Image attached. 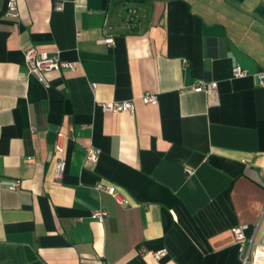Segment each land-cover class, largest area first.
<instances>
[{
	"label": "crops",
	"instance_id": "crops-1",
	"mask_svg": "<svg viewBox=\"0 0 264 264\" xmlns=\"http://www.w3.org/2000/svg\"><path fill=\"white\" fill-rule=\"evenodd\" d=\"M5 2L0 264H243L231 228L264 209V0H17L15 18ZM29 47L76 67L44 73L45 86L25 66ZM233 64L247 75L233 77ZM198 80L218 83L219 105L192 90ZM147 91L156 102H142ZM129 99L133 113L98 105ZM99 209L102 222L90 217ZM247 264H264V246Z\"/></svg>",
	"mask_w": 264,
	"mask_h": 264
},
{
	"label": "built area",
	"instance_id": "built-area-1",
	"mask_svg": "<svg viewBox=\"0 0 264 264\" xmlns=\"http://www.w3.org/2000/svg\"><path fill=\"white\" fill-rule=\"evenodd\" d=\"M54 9L57 11L63 10V3H55ZM6 17L15 18L18 16L17 0H6L5 11L3 13ZM1 15V12H0ZM125 27L127 29L135 28L140 23L139 13L136 8L128 7L124 18ZM105 25L108 27L107 19ZM106 44L111 45L114 43V38L108 36L103 40ZM24 63L29 73L36 76L38 81L43 85L48 86V82L44 77V73L52 70H74L76 67L75 62H69L60 59L58 54H50L46 51L38 50L35 47H29L24 51ZM247 75V71L242 69L237 64L232 65V76L235 78L244 77ZM258 81L261 85H264V70L256 74ZM95 85L93 84L92 87ZM192 90L195 92H203L206 96L209 105H219V92L218 83L216 81H203L198 80L192 86ZM141 100L145 104H151L156 102L157 95L149 91L145 92L141 96ZM99 107L103 111L121 112L128 111L133 113L134 107L132 100H114L109 102L98 103ZM64 133H58L54 143V153L56 154L54 178L60 180L64 174L66 167V157L63 146ZM85 161L96 163L99 160L100 149L88 145L83 147ZM8 189L11 191H18L21 187L19 179H13L7 182ZM97 191H104L114 197H117L118 193L111 185H104L97 183L95 185ZM106 216V211L99 209L91 212L90 217L98 221H103ZM234 243L237 245L241 254V261L243 264H247L251 261L253 255V249L255 246H264V209L261 213L258 221L254 224H240L231 228ZM139 253H149L154 259L158 260L166 255L165 249L147 250L144 247H140Z\"/></svg>",
	"mask_w": 264,
	"mask_h": 264
}]
</instances>
